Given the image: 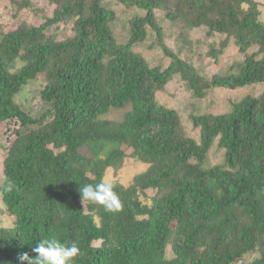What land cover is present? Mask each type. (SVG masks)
Here are the masks:
<instances>
[{
	"label": "trees",
	"instance_id": "obj_1",
	"mask_svg": "<svg viewBox=\"0 0 264 264\" xmlns=\"http://www.w3.org/2000/svg\"><path fill=\"white\" fill-rule=\"evenodd\" d=\"M116 1L135 10L124 42L104 0H50L40 25L0 30V121L19 122L3 159L10 223L0 225V264H236L250 253V264H264V88L236 95L227 111L192 114L193 135L156 101L175 74L197 97L264 87L257 0ZM157 12L218 35L215 62L231 47L243 58L204 77L169 48ZM63 20L74 33L57 40L48 30ZM150 32L169 59L163 68L135 51ZM39 74L44 107L30 115L15 95ZM127 105L120 121L106 117ZM214 146L221 162L208 159ZM127 156L147 168L126 186L105 181Z\"/></svg>",
	"mask_w": 264,
	"mask_h": 264
},
{
	"label": "rangeland",
	"instance_id": "obj_2",
	"mask_svg": "<svg viewBox=\"0 0 264 264\" xmlns=\"http://www.w3.org/2000/svg\"><path fill=\"white\" fill-rule=\"evenodd\" d=\"M260 9V19L264 22V0H257ZM104 5L112 9L115 18L111 23L112 32L118 42H124L128 35V21L133 16L135 10L127 9L117 3L116 0H104ZM54 4L50 0H29V7L23 9L11 0H0V30L15 29L22 22L32 25H40L45 16H52ZM159 23L162 26L164 38L170 49L176 51L180 57L186 62L193 65L197 72L206 78H210L214 74H224L229 71L239 59L243 58L233 47L228 48L223 55L218 56L215 60L210 56V47L215 43L218 47V35L212 37L206 36L205 28H196L188 30L182 23L171 22L166 20L162 12H157ZM182 31V32H181ZM182 34H181V33ZM48 33L57 40H61L73 35L72 22L63 20L57 24H53ZM135 51L142 54L150 64V66L159 65L165 67L169 63V59H165L163 53L157 47L155 36L149 33L147 39L135 47ZM45 81L42 75H37L29 80L20 92L15 95V102L20 105L30 115H36L43 109V101L40 91ZM263 86H250L239 91H231L224 88H211L205 91L203 97H197L193 91L187 87L185 81L179 74H175L171 80L164 86L162 90L157 91L156 101L166 107H172L178 112L181 122L184 126L185 133L193 135L191 115L200 113H220L231 108V102L244 94L258 95ZM129 108L111 109L106 117L120 121ZM19 129L17 119H6L0 121V182L3 176V159L7 154V150L13 141L16 131ZM197 133V132H195ZM127 154L131 153L130 148L125 147ZM209 161L212 163L222 161V153L214 146L209 152ZM147 168L146 163H141L137 159L127 156L118 169L109 168L105 173V181H117L123 185H128L133 176L143 172ZM150 194L152 192L150 191ZM10 218L4 214L3 203L0 200V225L8 226ZM166 258L174 256L171 244L166 247ZM257 257L256 253H250L243 261L236 264H250V261Z\"/></svg>",
	"mask_w": 264,
	"mask_h": 264
}]
</instances>
